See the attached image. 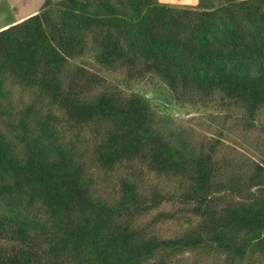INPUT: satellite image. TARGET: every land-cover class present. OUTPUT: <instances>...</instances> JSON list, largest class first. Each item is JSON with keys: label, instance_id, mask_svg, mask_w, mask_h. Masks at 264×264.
<instances>
[{"label": "trees", "instance_id": "16d2710c", "mask_svg": "<svg viewBox=\"0 0 264 264\" xmlns=\"http://www.w3.org/2000/svg\"><path fill=\"white\" fill-rule=\"evenodd\" d=\"M145 77L245 153L168 128L125 92ZM185 253L264 264V0H44L0 27V264Z\"/></svg>", "mask_w": 264, "mask_h": 264}, {"label": "rangeland", "instance_id": "374dc122", "mask_svg": "<svg viewBox=\"0 0 264 264\" xmlns=\"http://www.w3.org/2000/svg\"><path fill=\"white\" fill-rule=\"evenodd\" d=\"M29 7L34 8L36 4L31 3ZM38 9L39 7L36 8V10ZM4 19L5 22H8L10 18L0 17V23ZM116 80L110 75L107 78L110 83H116ZM127 91H134L147 98L160 119L167 122L168 128L188 134L191 138L220 141L219 154H225L228 151L232 152L233 155L238 151L245 153L244 148L246 147H243L242 143L245 144L243 139L248 138V136L242 135L239 131V124L235 119L229 118L224 121V117L220 112H202L193 107H181L179 100L174 97L175 95L172 94L170 89L153 77H145L125 92ZM220 128H223L222 132ZM252 136H255V134H252ZM247 150L249 149L247 148ZM238 156L237 158H239ZM171 207L169 203L161 205V209H171ZM178 259L181 264H216L218 261L210 257L207 263H205V259L201 260L200 263H195L194 255L191 253L179 255Z\"/></svg>", "mask_w": 264, "mask_h": 264}, {"label": "crops", "instance_id": "0c3cea01", "mask_svg": "<svg viewBox=\"0 0 264 264\" xmlns=\"http://www.w3.org/2000/svg\"><path fill=\"white\" fill-rule=\"evenodd\" d=\"M44 0H0V17H8L9 21L5 19L0 23V27L9 25L14 21L28 16L35 12L36 8H40ZM57 1V0H53ZM162 3L170 4H191L193 0H158ZM36 4V7H29L30 4ZM3 4V5H2Z\"/></svg>", "mask_w": 264, "mask_h": 264}]
</instances>
